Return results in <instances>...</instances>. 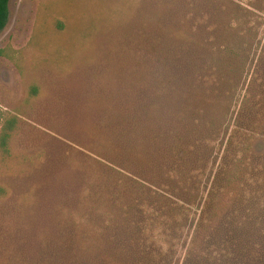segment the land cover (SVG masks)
<instances>
[{"label":"rangeland","instance_id":"obj_1","mask_svg":"<svg viewBox=\"0 0 264 264\" xmlns=\"http://www.w3.org/2000/svg\"><path fill=\"white\" fill-rule=\"evenodd\" d=\"M0 49V264H264V0H11Z\"/></svg>","mask_w":264,"mask_h":264},{"label":"trees","instance_id":"obj_2","mask_svg":"<svg viewBox=\"0 0 264 264\" xmlns=\"http://www.w3.org/2000/svg\"><path fill=\"white\" fill-rule=\"evenodd\" d=\"M10 1L11 0H0V33L5 29V27L7 26L8 20H9ZM255 39H256V35L252 36L251 40H255ZM258 43H261V40H258ZM251 44H253V42ZM228 49L229 48L225 47V50H228ZM234 52L236 53V51ZM3 54H4V50L0 49V56ZM240 88L241 87L236 86L235 89L233 90L235 97L233 98L232 103L239 100V97L241 94ZM33 89H34L33 93H35L36 88H33ZM243 96L244 98L240 103L239 112H237L236 114L235 110L233 111L230 110L228 113H226L225 118L228 119V124L225 126L224 135L222 134L223 128H224L223 124L222 125L216 124L214 126V129L216 130L214 131V133H217L218 137H220L221 134L223 135L220 141L216 140L215 146L217 147V143H220L222 149L226 148L227 152H229L225 161L228 159V156H230L231 154L237 153L238 147L240 145L243 147L249 148L250 144L254 143L253 140H255L256 138V130L254 128L256 125V122H255V119L253 118L254 110L251 108L250 103H248V100L245 98V95ZM232 123L234 126L232 127V130H234V133H229V124L232 125ZM15 126H16L15 120H9L8 123L5 125V130L3 131V136H2V141H1L3 146H7L8 139L10 138V130L14 129ZM228 142H229V146H228ZM202 151H203L202 154L204 153L205 155H204V158L198 162V164L204 166L206 165L204 162L206 161L207 163L209 162L210 152L204 149H202ZM197 157H196V161H197ZM6 193H7L6 188L0 185V196Z\"/></svg>","mask_w":264,"mask_h":264}]
</instances>
